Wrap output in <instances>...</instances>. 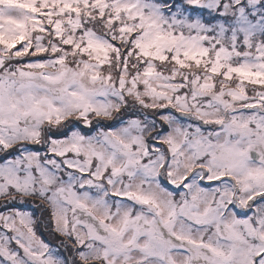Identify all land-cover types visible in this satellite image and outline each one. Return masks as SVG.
Segmentation results:
<instances>
[{"label": "snow or ice", "instance_id": "6c2138e0", "mask_svg": "<svg viewBox=\"0 0 264 264\" xmlns=\"http://www.w3.org/2000/svg\"><path fill=\"white\" fill-rule=\"evenodd\" d=\"M0 264H264V0H0Z\"/></svg>", "mask_w": 264, "mask_h": 264}, {"label": "rangeland", "instance_id": "374dc122", "mask_svg": "<svg viewBox=\"0 0 264 264\" xmlns=\"http://www.w3.org/2000/svg\"><path fill=\"white\" fill-rule=\"evenodd\" d=\"M34 209V205L28 203L21 206V210L32 212ZM39 214L38 212L36 213ZM38 234L42 236L47 241L52 240L54 243H58V241L54 240L52 236L49 235V230L46 227L40 226L38 230Z\"/></svg>", "mask_w": 264, "mask_h": 264}]
</instances>
